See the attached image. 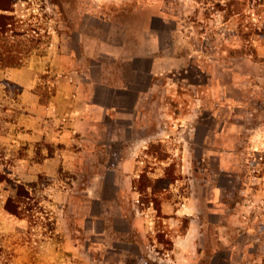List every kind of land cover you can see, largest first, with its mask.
I'll return each instance as SVG.
<instances>
[{"label": "rangeland", "instance_id": "rangeland-1", "mask_svg": "<svg viewBox=\"0 0 264 264\" xmlns=\"http://www.w3.org/2000/svg\"><path fill=\"white\" fill-rule=\"evenodd\" d=\"M0 8V264H264V0Z\"/></svg>", "mask_w": 264, "mask_h": 264}, {"label": "crops", "instance_id": "crops-1", "mask_svg": "<svg viewBox=\"0 0 264 264\" xmlns=\"http://www.w3.org/2000/svg\"><path fill=\"white\" fill-rule=\"evenodd\" d=\"M150 57V56H148ZM124 162V160H123ZM126 163V165H128V168L127 170L129 169V166L132 165L131 164V161L128 160V161H125L124 164ZM192 205V204H191ZM193 206V205H192ZM183 207H185V214L192 217L191 221H190V226L188 227L187 231L185 233H182V234H177L174 236V241L177 245V247L179 246L180 248H178V250L180 249L181 255H177L176 258H174L175 262L178 261V263H181V264H191L192 261H197V257H198V254L196 253V257L191 255L190 253H192L190 250V246L195 244L196 243V240H194L193 238V235H194V231L197 229V226L196 224H194L195 222V216H192V215H195L194 213H192V211L195 209L192 208L189 204L188 205H185L183 204ZM179 211H182V209H180ZM190 252V253H188ZM195 257V258H193ZM194 259V260H193ZM173 260V261H174ZM177 263V264H178Z\"/></svg>", "mask_w": 264, "mask_h": 264}, {"label": "trees", "instance_id": "trees-1", "mask_svg": "<svg viewBox=\"0 0 264 264\" xmlns=\"http://www.w3.org/2000/svg\"><path fill=\"white\" fill-rule=\"evenodd\" d=\"M236 11L240 12V7L236 8ZM15 189V195L7 200L5 209L17 217H22V215L25 216V211H28V208H24V205H28V200H31L30 192L23 183L15 184Z\"/></svg>", "mask_w": 264, "mask_h": 264}]
</instances>
